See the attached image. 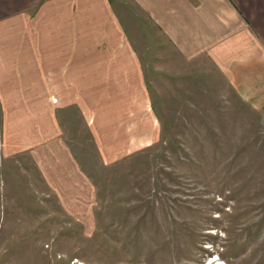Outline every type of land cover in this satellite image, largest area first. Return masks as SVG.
<instances>
[{
    "label": "rangeland",
    "instance_id": "1",
    "mask_svg": "<svg viewBox=\"0 0 264 264\" xmlns=\"http://www.w3.org/2000/svg\"><path fill=\"white\" fill-rule=\"evenodd\" d=\"M87 5L85 76L67 63L48 107H0V264H264V67L232 83Z\"/></svg>",
    "mask_w": 264,
    "mask_h": 264
},
{
    "label": "crops",
    "instance_id": "2",
    "mask_svg": "<svg viewBox=\"0 0 264 264\" xmlns=\"http://www.w3.org/2000/svg\"><path fill=\"white\" fill-rule=\"evenodd\" d=\"M93 1L95 21H109L111 35L123 31L119 14L126 13L128 43L140 14L147 29H159L185 57L220 62L232 83L244 70L264 67V0H126V12L119 0ZM87 8V0H0L1 108L48 107L50 76L67 63L85 76L87 49L97 56L93 40L87 48V33L98 28L90 26Z\"/></svg>",
    "mask_w": 264,
    "mask_h": 264
}]
</instances>
